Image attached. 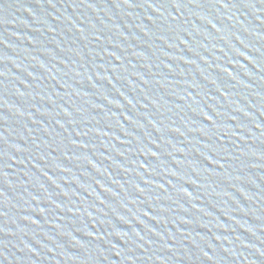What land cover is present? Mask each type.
Segmentation results:
<instances>
[{
  "label": "water",
  "instance_id": "obj_1",
  "mask_svg": "<svg viewBox=\"0 0 264 264\" xmlns=\"http://www.w3.org/2000/svg\"><path fill=\"white\" fill-rule=\"evenodd\" d=\"M0 264H264V0H0Z\"/></svg>",
  "mask_w": 264,
  "mask_h": 264
}]
</instances>
